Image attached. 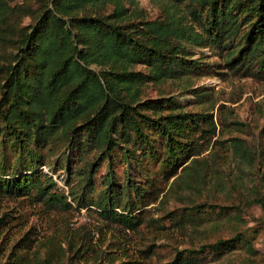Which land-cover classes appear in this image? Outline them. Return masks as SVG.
<instances>
[{
    "label": "trees",
    "instance_id": "1",
    "mask_svg": "<svg viewBox=\"0 0 264 264\" xmlns=\"http://www.w3.org/2000/svg\"><path fill=\"white\" fill-rule=\"evenodd\" d=\"M26 1L0 0V142H5L0 193H34L48 205L71 207L66 194L50 190L55 182L39 169L36 140L47 135L66 149L97 150L99 160H107L103 189L95 198L88 201L83 189L72 187L68 196L77 206L89 202L105 218L134 229L140 219L128 199L136 185L130 177L115 182L114 151L123 150L124 165H134L140 151L154 156L151 134L156 133L164 143L161 165L185 170L190 161L183 159L198 153L190 148V134L206 121L205 115L183 111L173 98L166 105L141 100L144 85L196 71L198 60L191 59L186 45L219 50L229 68L262 72L264 0H162L163 17L154 20L145 19L138 0H41L38 9ZM176 3L191 8L177 11ZM24 17L31 22L22 24ZM164 108L171 111L162 113ZM232 147L240 157L249 152L237 141ZM60 156L68 162L66 151ZM97 166L94 161L85 167L84 189L94 188ZM238 238L195 252L227 249ZM170 264H183L180 252Z\"/></svg>",
    "mask_w": 264,
    "mask_h": 264
},
{
    "label": "rangeland",
    "instance_id": "2",
    "mask_svg": "<svg viewBox=\"0 0 264 264\" xmlns=\"http://www.w3.org/2000/svg\"><path fill=\"white\" fill-rule=\"evenodd\" d=\"M138 3L145 19L163 17L164 1ZM26 4L38 9L41 0ZM190 8L176 3L173 9ZM31 20L24 17L22 24ZM186 47L199 68L177 79L147 82L141 100L160 99L166 105L173 98L183 111L206 116L190 134V148L198 150L183 159L190 166L185 170L162 166L164 143L156 133L151 134L154 156L138 150L134 165H124L123 150L114 151L115 182L121 185L130 177L136 185L128 204L137 208L134 214L140 224L128 229L105 218L89 202L79 207L68 196L72 187L83 189L88 201L95 198L103 189L107 160H99L97 150L83 153L75 147L66 149L57 140L52 143L47 135L38 138L39 169L55 182L50 190L66 194L71 207L48 205L34 193L1 192L0 264H170L178 252L183 264H264V206L255 202L264 201V66L262 72L255 68L245 72L227 67L219 50ZM234 141L248 154L240 157ZM4 148L5 142H0V164ZM62 151L69 155L68 162L60 156ZM12 159L10 154L5 157L7 163ZM94 161L98 163L94 188L84 189L83 171ZM171 171L176 175L170 176ZM239 234L227 249L195 252Z\"/></svg>",
    "mask_w": 264,
    "mask_h": 264
}]
</instances>
